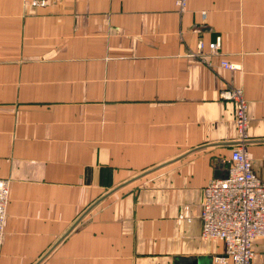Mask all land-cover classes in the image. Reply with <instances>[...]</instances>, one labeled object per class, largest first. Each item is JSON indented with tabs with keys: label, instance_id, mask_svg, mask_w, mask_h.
Returning a JSON list of instances; mask_svg holds the SVG:
<instances>
[{
	"label": "crops",
	"instance_id": "1",
	"mask_svg": "<svg viewBox=\"0 0 264 264\" xmlns=\"http://www.w3.org/2000/svg\"><path fill=\"white\" fill-rule=\"evenodd\" d=\"M225 86L264 179V0H0V264H212L203 187L238 144Z\"/></svg>",
	"mask_w": 264,
	"mask_h": 264
},
{
	"label": "built area",
	"instance_id": "2",
	"mask_svg": "<svg viewBox=\"0 0 264 264\" xmlns=\"http://www.w3.org/2000/svg\"><path fill=\"white\" fill-rule=\"evenodd\" d=\"M62 0H25L32 7H46ZM180 12L186 9L187 0H175ZM202 16H205L204 12ZM190 55L205 60V55H216L221 39L205 44L197 43ZM225 69H235L227 60H221ZM221 97L235 102L234 127L238 142L228 159L227 173L211 178L203 187L200 236L221 240L223 250L213 256L212 264H252L255 256L253 242L264 237V179L252 169V160L245 150L248 139L247 100L241 88L225 86ZM10 180L0 178V246L4 234L6 210L9 200ZM182 215H180V218Z\"/></svg>",
	"mask_w": 264,
	"mask_h": 264
},
{
	"label": "rangeland",
	"instance_id": "3",
	"mask_svg": "<svg viewBox=\"0 0 264 264\" xmlns=\"http://www.w3.org/2000/svg\"><path fill=\"white\" fill-rule=\"evenodd\" d=\"M27 4V2H25ZM28 5V4H27ZM30 6V5H29Z\"/></svg>",
	"mask_w": 264,
	"mask_h": 264
}]
</instances>
